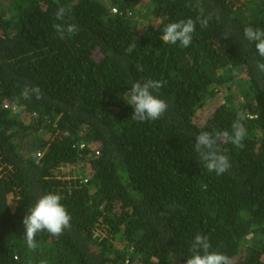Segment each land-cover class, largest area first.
Masks as SVG:
<instances>
[{
  "label": "trees",
  "instance_id": "16d2710c",
  "mask_svg": "<svg viewBox=\"0 0 264 264\" xmlns=\"http://www.w3.org/2000/svg\"><path fill=\"white\" fill-rule=\"evenodd\" d=\"M62 5L79 28L66 39ZM189 18L191 45L164 44L163 26ZM246 26L264 29V0H0V264H186L197 234L264 264V75ZM148 79L169 108L137 122L126 101ZM241 111L244 148L222 143L232 167L209 172L195 136L230 132ZM47 193L71 228L31 250L23 217Z\"/></svg>",
  "mask_w": 264,
  "mask_h": 264
},
{
  "label": "clouds",
  "instance_id": "9594fccd",
  "mask_svg": "<svg viewBox=\"0 0 264 264\" xmlns=\"http://www.w3.org/2000/svg\"><path fill=\"white\" fill-rule=\"evenodd\" d=\"M71 13V8L59 6L55 19L59 21L53 24V28L60 39L70 38L79 31L75 23L66 22L65 17ZM203 15V10H201ZM210 17L200 18L201 27H207ZM196 31V21L189 18L179 22H171L163 26V34L160 39L164 44H179L187 48L191 45L193 35ZM228 38V34H223ZM243 38L250 44H254L260 60L256 61V68L264 75V29L246 26L243 29ZM162 81L148 79L143 83L137 81L131 85L130 96L126 101L133 106L131 119L137 122L155 121L161 119L169 108V104L159 98L158 93L163 86ZM37 99L42 98L41 89L35 86L32 89ZM25 94V99H29ZM248 116L245 112H237L236 118L231 125V131H202L195 136L194 147L200 157L203 166L209 172L223 175L232 167L229 157L224 153L221 144L228 142L243 149L244 139L247 136L245 121ZM61 196L56 193H47L41 196L35 206L30 207L28 213L23 217L25 228L24 240L31 250L37 248L36 237L38 233L47 231L52 236H60L66 229L71 228V215L66 206L61 203ZM212 246L207 236L197 234L189 249L191 255L186 264H234L232 257L225 253L211 250Z\"/></svg>",
  "mask_w": 264,
  "mask_h": 264
},
{
  "label": "rangeland",
  "instance_id": "374dc122",
  "mask_svg": "<svg viewBox=\"0 0 264 264\" xmlns=\"http://www.w3.org/2000/svg\"><path fill=\"white\" fill-rule=\"evenodd\" d=\"M216 99H221L220 97L216 98ZM213 100L211 103H209L205 109L203 110V112H201V117H200V123H204L205 120L210 117L211 113H213L215 111V109L218 107V105L220 104V102H222L221 100Z\"/></svg>",
  "mask_w": 264,
  "mask_h": 264
},
{
  "label": "built area",
  "instance_id": "2783aa9c",
  "mask_svg": "<svg viewBox=\"0 0 264 264\" xmlns=\"http://www.w3.org/2000/svg\"><path fill=\"white\" fill-rule=\"evenodd\" d=\"M85 183H87V181ZM126 264H128V263H126Z\"/></svg>",
  "mask_w": 264,
  "mask_h": 264
}]
</instances>
